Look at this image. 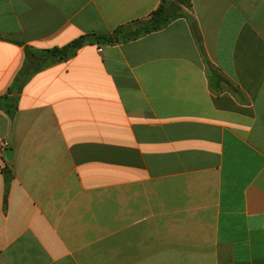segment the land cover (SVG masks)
Listing matches in <instances>:
<instances>
[{"label":"crops","instance_id":"obj_1","mask_svg":"<svg viewBox=\"0 0 264 264\" xmlns=\"http://www.w3.org/2000/svg\"><path fill=\"white\" fill-rule=\"evenodd\" d=\"M164 4L0 0V264H264V0H190L201 43L178 17L14 86L25 47Z\"/></svg>","mask_w":264,"mask_h":264},{"label":"trees","instance_id":"obj_2","mask_svg":"<svg viewBox=\"0 0 264 264\" xmlns=\"http://www.w3.org/2000/svg\"><path fill=\"white\" fill-rule=\"evenodd\" d=\"M186 8H191L190 0H177ZM178 7L174 4H164L158 8L154 15L147 21L137 23L133 31L130 29L122 37L120 31L116 30L113 34H88L81 36L70 44L64 47H54L45 50H36L32 47H25V63L20 74L17 76L14 86L20 85V89L37 73L64 61L73 58L77 51L85 45L103 44L114 45L120 41H129L141 36L156 32L167 27L172 21L178 17L186 18L189 22L192 32L198 43H201V36L195 19L190 16L183 7ZM121 30V29H120ZM11 91V90H10ZM8 114L13 118V111H8ZM9 177V173L6 171Z\"/></svg>","mask_w":264,"mask_h":264},{"label":"built area","instance_id":"obj_3","mask_svg":"<svg viewBox=\"0 0 264 264\" xmlns=\"http://www.w3.org/2000/svg\"><path fill=\"white\" fill-rule=\"evenodd\" d=\"M10 143L6 140L2 141L1 143V148H2V153L5 154L6 149H8Z\"/></svg>","mask_w":264,"mask_h":264},{"label":"water","instance_id":"obj_4","mask_svg":"<svg viewBox=\"0 0 264 264\" xmlns=\"http://www.w3.org/2000/svg\"><path fill=\"white\" fill-rule=\"evenodd\" d=\"M6 158L10 161L13 157V150H6L5 151Z\"/></svg>","mask_w":264,"mask_h":264}]
</instances>
